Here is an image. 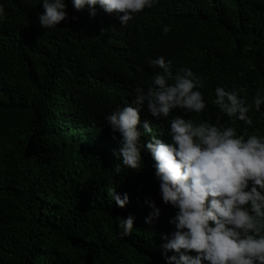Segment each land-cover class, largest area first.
I'll return each instance as SVG.
<instances>
[{
  "label": "trees",
  "instance_id": "16d2710c",
  "mask_svg": "<svg viewBox=\"0 0 264 264\" xmlns=\"http://www.w3.org/2000/svg\"><path fill=\"white\" fill-rule=\"evenodd\" d=\"M178 1L197 9L193 0H159L121 27L123 13L97 5L92 16L66 0L68 18L44 29L41 0H0L7 12L0 22V264H166L160 245L174 231L169 219L177 209L159 195L149 152L142 171H114L121 137L106 116L161 71L147 65L148 57L171 60L173 74L188 67L205 78L206 112L185 116L197 123L221 115L212 104L217 86L246 87L248 102L264 87V0H229L215 12L201 7L183 31L169 25L185 16L167 12ZM153 12L159 15L148 20ZM165 26L173 40L152 30ZM249 114V132L264 135V117ZM140 115L157 138L172 142L168 121L146 108ZM29 141L34 155L25 158ZM113 188L129 195L124 208L112 201ZM149 201L161 212L145 223ZM130 214L132 234L121 239L117 226Z\"/></svg>",
  "mask_w": 264,
  "mask_h": 264
},
{
  "label": "clouds",
  "instance_id": "9594fccd",
  "mask_svg": "<svg viewBox=\"0 0 264 264\" xmlns=\"http://www.w3.org/2000/svg\"><path fill=\"white\" fill-rule=\"evenodd\" d=\"M258 1L263 0H247ZM71 2L77 11L87 7L92 16L97 5L107 13H123L119 16L121 27H127L136 22L135 14L153 8L159 0ZM40 4L44 9L39 15L42 28L55 29L68 18L66 0H41ZM193 4L196 10L185 1L170 5L167 12L185 13V16L169 25L183 31L192 13H199L201 7L218 11L227 7L229 0H193ZM158 15L153 12L148 20ZM6 18V9L0 4V22ZM152 30L173 40L170 26ZM146 63L161 71L152 77L147 89L137 86L134 99L123 107L117 106L106 116V121L113 133L121 137L119 151L115 153L120 162L114 171L118 174L122 167L142 171L145 167L142 154L149 152L155 161L159 195L164 204L177 209L169 219L174 231L163 235L165 242L160 245L166 264H264V135L249 132L255 127L249 113L264 117V87H259L248 102L246 87L229 91L217 86L212 104L221 115L215 122L197 123L185 116L206 112L200 90L204 88L205 78L188 67L173 74L172 61H166L163 56L148 57ZM145 108L157 120L168 121L171 143L157 138L151 122L142 124L140 113ZM176 110L182 114H176ZM222 117L228 119L222 122ZM238 121L243 125L239 132L235 126ZM148 135L151 139L145 143L143 137ZM108 193L120 208L130 202L129 195L117 194L116 188ZM148 206L151 212L145 223H152L159 218L161 210L154 201H149ZM134 219L130 214L118 224L121 239L131 236ZM168 251L174 254L168 256Z\"/></svg>",
  "mask_w": 264,
  "mask_h": 264
},
{
  "label": "water",
  "instance_id": "95a60500",
  "mask_svg": "<svg viewBox=\"0 0 264 264\" xmlns=\"http://www.w3.org/2000/svg\"><path fill=\"white\" fill-rule=\"evenodd\" d=\"M33 155H34V148L31 141H29L25 152V158H29Z\"/></svg>",
  "mask_w": 264,
  "mask_h": 264
}]
</instances>
